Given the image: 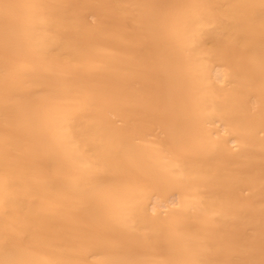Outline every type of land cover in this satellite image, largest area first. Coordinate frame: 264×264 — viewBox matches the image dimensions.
Masks as SVG:
<instances>
[{
    "label": "bare ground",
    "instance_id": "bare-ground-1",
    "mask_svg": "<svg viewBox=\"0 0 264 264\" xmlns=\"http://www.w3.org/2000/svg\"><path fill=\"white\" fill-rule=\"evenodd\" d=\"M187 4L0 0V264H264V0Z\"/></svg>",
    "mask_w": 264,
    "mask_h": 264
},
{
    "label": "snow or ice",
    "instance_id": "snow-or-ice-1",
    "mask_svg": "<svg viewBox=\"0 0 264 264\" xmlns=\"http://www.w3.org/2000/svg\"><path fill=\"white\" fill-rule=\"evenodd\" d=\"M187 7L193 12V14L206 17L215 7L214 0H188ZM262 15H264V4L260 5ZM24 71L21 72L20 69H17L18 76H26L28 75V66H23ZM9 182V178L7 176H0V185L7 184ZM101 184L110 183L106 178H101ZM20 264H56V262L45 258V257H37L34 259H29L20 262Z\"/></svg>",
    "mask_w": 264,
    "mask_h": 264
},
{
    "label": "rangeland",
    "instance_id": "rangeland-1",
    "mask_svg": "<svg viewBox=\"0 0 264 264\" xmlns=\"http://www.w3.org/2000/svg\"><path fill=\"white\" fill-rule=\"evenodd\" d=\"M155 113H156V114H155L156 116L154 115V117L160 119V115L158 116L157 111H156ZM159 114H160V113H159ZM156 118H155V119H156ZM160 120H162V121H160ZM160 120L157 121V119H156V121L158 122V124L161 125V123H163L164 121H163V119H160ZM115 122H116V124H118V125L121 123L119 120H115ZM157 128L159 129L160 127H157ZM157 128H156L155 131H154V132H155V135H156V133H158V135H159V133H160V132H156V131H157ZM158 131H159V130H158ZM154 132H152L153 135H154ZM152 133H151V134H152ZM151 134L148 136V139L152 140V138H156V137H157V135H156V137H155V136H153V135H151ZM153 140H154V139H153Z\"/></svg>",
    "mask_w": 264,
    "mask_h": 264
}]
</instances>
